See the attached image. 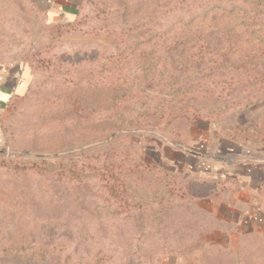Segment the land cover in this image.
I'll use <instances>...</instances> for the list:
<instances>
[{"label":"rangeland","instance_id":"374dc122","mask_svg":"<svg viewBox=\"0 0 264 264\" xmlns=\"http://www.w3.org/2000/svg\"><path fill=\"white\" fill-rule=\"evenodd\" d=\"M1 3L23 95L3 126L0 264H264V231L230 242L205 209L224 188L158 156L163 137L264 125V0H82L52 24Z\"/></svg>","mask_w":264,"mask_h":264},{"label":"crops","instance_id":"0c3cea01","mask_svg":"<svg viewBox=\"0 0 264 264\" xmlns=\"http://www.w3.org/2000/svg\"><path fill=\"white\" fill-rule=\"evenodd\" d=\"M81 1L27 0L47 24L74 15ZM21 65V59L10 61L0 57V150L6 144L3 120L8 104L23 93ZM221 126L219 124L213 138L210 129L204 133L197 129L189 142L163 137L164 147L158 156L183 177L228 178L233 183L216 195L213 207L205 209L218 217L229 231L228 240L234 242L231 238L236 230L241 236L247 231H264V147L229 139L222 133Z\"/></svg>","mask_w":264,"mask_h":264},{"label":"trees","instance_id":"16d2710c","mask_svg":"<svg viewBox=\"0 0 264 264\" xmlns=\"http://www.w3.org/2000/svg\"><path fill=\"white\" fill-rule=\"evenodd\" d=\"M80 4H81V2H80ZM22 95H23V93L21 95L20 94L17 95V97H21ZM17 97L12 98L10 101L14 100ZM8 107H9V105H8ZM5 117H6V115L4 116V119H5ZM258 125L260 126V129H258V131L261 130L262 133L254 135L253 130L251 131V129L258 127ZM258 125H254V123H248V124L246 123L243 125L226 123V124H223L221 126V130H222V133L226 137H228L229 139H232L234 141L249 143L253 146L264 147V133H263L264 132V125L263 124H258ZM3 126H4V120H3ZM250 134L253 135L257 139V141H255L254 138H249ZM144 164L149 165V166L155 165L153 163H148V162H144ZM157 167H159V166H157ZM161 170H162V173L170 175V177H173L172 179H174V180L175 179L176 180H183V181L185 180V177H182L181 175H179L177 173H173L171 170L164 169V168H162ZM110 178L112 180V192H114L115 196H119L118 188L122 187V183L120 182L118 176H115L114 174H112V172H110ZM187 178L198 181V183H200L199 181H205V180L210 179V178H201V177H195V176H187ZM211 181L215 184H220L221 188H223L224 186H229L230 184L233 185V183L230 182L228 178H224V180H223L222 178L213 177V178H211ZM188 185H190V184H185V186L183 185L184 189ZM180 188H181V186H180ZM180 193H181L182 197H184L185 190H181Z\"/></svg>","mask_w":264,"mask_h":264}]
</instances>
